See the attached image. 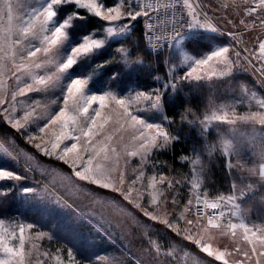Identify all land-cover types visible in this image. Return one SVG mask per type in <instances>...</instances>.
<instances>
[{"label":"rangeland","instance_id":"rangeland-1","mask_svg":"<svg viewBox=\"0 0 264 264\" xmlns=\"http://www.w3.org/2000/svg\"><path fill=\"white\" fill-rule=\"evenodd\" d=\"M50 3L51 0H0V169L22 177L20 181H0V203L10 196L25 212L19 211L7 217L0 215V260L9 259L5 248L19 250L23 243V256L13 258L12 264H18L20 259L23 264H74V260L80 264H223L208 257L203 252V246L208 244L209 237L215 235L218 240L222 235L220 232H228L229 228L220 226L214 229L206 221L197 219L193 214V203L197 195L207 198L233 195L236 197L235 205L239 206L242 178L249 176L253 168L264 164V159L260 157L264 147V125L240 120L235 124L221 121L205 124L203 120L213 112L218 115L228 112L229 119H233L231 110L237 116L264 111L257 103L264 101V84L261 83L264 76L252 71L256 68L252 55H246L218 31L196 28L165 55L155 57L147 47L143 16L131 20L125 15L121 20L110 23L76 4H61L54 8L56 16L48 26L52 30L66 23L70 25L66 29L67 40L60 48V56L55 55L54 48L29 57V52L44 47L41 39L47 33L40 32V21L35 17ZM97 3L105 8L137 11L132 0H112L110 4L97 0ZM9 4L12 8L10 13ZM81 9L98 17L100 28L77 40L71 29L81 20ZM241 13L226 11L225 15L232 19ZM140 20L144 27V45L143 52L137 49L136 53L131 40L133 43L135 38L132 33ZM220 21L232 30L226 19L220 18ZM29 22L35 24V31L40 32L39 39H33L31 35L23 36L22 29ZM122 25H125L123 31L120 30ZM110 27L114 29L111 35L107 31ZM86 37L104 43L80 58L66 73L59 74V84L44 91L17 94L26 83H33L35 77L52 76L55 80L57 62H66L73 48L83 44ZM223 47L229 48V59L238 61L231 72L225 71L224 64L213 62L193 74L202 79H183L192 66V61L186 60V56H191L193 60L204 59ZM237 51L241 53L239 57L235 56ZM104 55L106 57L103 58ZM149 56L152 60L147 62L145 58ZM20 64L26 65L31 74L26 75L25 70L18 67ZM36 64L41 67L36 68ZM81 64L88 68L76 71L75 68ZM148 65L153 68V75ZM115 66L122 68V74L114 70L106 75V70ZM142 66L147 68L151 78L140 85L129 79ZM221 71L225 74L220 75ZM76 79L87 81L85 94L79 101L81 106L87 94L106 95L107 107L97 121L103 127L97 129L90 144L83 136L79 141L63 138L60 147L53 150L57 135L79 134V127L75 130L71 124L64 127L63 122L51 125L43 132L39 130L49 122L50 115L63 107L66 86ZM189 86L202 87L208 94L203 106L187 110L181 122L197 129L206 144L198 149L196 155L182 159L184 163H189V173H165V165L155 162L156 155L167 150L175 139L165 112V101L172 100ZM141 91L153 96L160 94L161 107L149 108L148 102L141 101L129 106L128 111L145 122L160 124L170 136L166 143L162 137H157L158 146L147 149L144 155L145 150L140 147V126L134 125L127 115H122L123 109L112 100V96L127 100ZM72 104L69 98L70 114H73ZM33 107V116L25 122L23 116ZM96 107L92 105L88 116L93 115L92 109ZM16 119H21L24 124L19 130L12 127ZM78 119L83 122L87 117L80 114ZM154 134L155 130L145 132V135ZM229 142L238 147L229 149L226 155L224 147ZM72 143H78L80 148L81 159L75 167L58 159L63 154L62 149ZM86 147L95 150L91 157L92 168L94 172L98 168L104 169L100 180L109 183V188L102 189L98 184L81 180L75 175L76 171H84L87 166L90 156L84 151ZM133 151L137 155H131ZM215 156L219 161L224 159L230 182L224 190L217 189L215 194H211L205 186L210 166L208 162L218 167L220 162L215 159L207 162V158ZM73 158L70 154L66 159L70 163ZM233 185L236 187L233 188ZM112 186L117 191H113ZM29 188L33 192L25 193L24 190ZM124 195L128 198L125 199ZM229 206L234 214L238 213L239 207ZM150 215L158 218L153 220ZM164 220L169 223H163ZM188 220L193 223L189 225ZM21 228L24 229L22 240ZM227 255L230 261L226 260L230 264L240 263L239 251Z\"/></svg>","mask_w":264,"mask_h":264},{"label":"snow or ice","instance_id":"snow-or-ice-1","mask_svg":"<svg viewBox=\"0 0 264 264\" xmlns=\"http://www.w3.org/2000/svg\"><path fill=\"white\" fill-rule=\"evenodd\" d=\"M232 2L236 5L237 8L240 6V0H232ZM243 3L245 5H248L251 3V7H247L246 11L249 16H252L253 13L259 9V15L261 19H264V0H243ZM61 4H76L80 8H86L88 9L91 13L95 14L98 17H101L103 20L107 22H117L121 20L122 17L127 15L131 20H137L141 16H146L148 15L147 12H131L128 10H122L119 7H111V8H105L102 4L97 3V0H51V3L48 5L46 9L43 11L39 12V15L35 17L37 21H40V32L47 33V35H44L43 38L41 39V43L44 45L43 48L37 47L35 50L29 52V57H35L37 53L44 51V52H50L54 48L56 50L55 55L60 56V48L62 45L66 42L67 40V32L66 29L70 26L69 24H64L60 27H56L52 30H49V25L52 23L56 16V12L54 8L58 5ZM184 4L192 8V4L189 3V0H184ZM9 13L12 11L11 5L9 4L8 7ZM193 15V22L188 25L189 28H201L206 31L210 32H217L218 28L216 26H213L212 24L209 23H201L199 19H196L195 13ZM41 17L43 20L41 21ZM255 19V17H254ZM247 27V25H246ZM108 34L111 35L114 31L113 28H108L107 29ZM123 31V29H121ZM40 32L35 31V24L29 22L28 26L22 29V34L24 37H28L31 35L33 39H39L40 38ZM223 34V33H221ZM179 35V33H177ZM102 40H97L93 39L91 37H86L83 44L80 46H77L73 48L71 55L67 58L66 62L60 63V61L57 62L56 68H57V75L55 80H53L52 76H44L41 75L39 77L34 78L33 83H26L25 87H22L19 89V92L17 93L18 95H23L26 91H44L45 88L47 87H55L57 84L60 82V75L62 73H66L68 70H70L80 58L89 55L92 53L94 50L102 47L103 45ZM259 47L264 50V43H261ZM229 48L228 47H223L215 52H213L211 55L206 56L204 59H198V60H193L191 56H186V60H191L192 61V66L191 69L187 72V75L183 79H195V80H200L202 79L201 76L196 75L194 76V73H197L199 69L202 68H207L209 67L213 62H216L217 64H224L225 66V71L231 72L232 71V66L238 61L229 59ZM241 53L239 51L235 52V56L239 57ZM261 64H264V61H261ZM19 68L24 69L26 72V75H30V70L26 67L24 64L18 65ZM36 68L41 67L40 64L35 65ZM247 70V69H245ZM253 72H258L260 76H264V66L261 67H256L252 69ZM213 74H215V70H213ZM225 72L221 71L220 75H224ZM262 84H264V81H261ZM87 85L86 80H81V79H76L72 81L70 84L66 86V91L64 92V97H63V107L60 108L56 114L50 115L49 117V122L40 127V131L43 132L46 130L47 127H51V125L57 124L58 122H63V126L67 127L69 124L73 126V129L75 130L76 127H79V134L78 135H67L64 137H61L57 135L56 137V143L53 144V150L57 149L60 147V140L63 138L74 140V141H79L81 137L87 138V143H91V138L97 134V129L102 128L103 124L98 125L97 121L101 119L103 115V110L107 107L106 103V95H86V101L85 103L81 106L79 101L82 96L85 94V88ZM175 87V85H173ZM111 95V94H108ZM71 98L73 104H72V109H73V114H70L68 111V99ZM14 99V97H13ZM112 100L115 102V104L119 105L123 109L122 115H127V117L133 122L134 125H139L140 126V138H141V145L140 147L145 150L142 155L147 153V149L152 148V147H157L158 145L156 144V138L157 137H162L163 142L166 143L170 136L169 133L165 132L163 128L161 127L160 124H151L148 122H145V120L139 118L137 115H133L131 112L128 111L129 106L139 104L141 101H146L148 102V107L149 108H160L161 104V95L156 94L153 96L152 93H146V92H137L133 98L130 99H117L115 96H112ZM259 108L264 110V101H257ZM92 105H97L96 108H93V115L88 116L89 109L92 107ZM34 107L31 108L29 111L26 112V114L23 116V120L25 122L29 121V118L33 116L34 112ZM231 110V109H230ZM232 111V116L234 117L233 119H229L228 112H224L223 115H218L216 112H213L212 115L210 116H205L203 122L205 124L211 122V121H221V122H227L228 124H235L237 120H240L245 123H259L261 125H264V111H254L247 113L242 116H237L234 110ZM80 114H83L85 117H87L86 120L81 122L78 119V116ZM43 115V114H42ZM81 123L83 126H80ZM12 127L16 128L19 130L20 128L24 127V124L21 123V119H16L14 123H12ZM155 130L154 135H145V132H151ZM34 137H30L32 139ZM39 147V145H37ZM238 146L229 142L225 144L224 151L225 154H228L229 149H235ZM47 152V150H45ZM85 152L89 153L90 158L87 160L86 164L87 166L85 167L84 171H76L75 175L79 177L81 180H86L89 181V183L92 184H98L100 188L102 189H107L110 187L109 183L106 182H101L100 177L104 176V169L103 168H98L93 170L92 168V156L95 153L94 149H89L85 148ZM62 155L58 157V159L62 160L64 163L69 164L70 167H75L77 162L81 159L79 153H80V148L78 143H72L70 146H65L62 149ZM73 155V159L69 163V160L66 159ZM131 155L135 156L137 153L133 151ZM260 157L261 159H264V147L261 148L260 152ZM261 175L264 176V164L261 166ZM88 174H91L88 175ZM22 177L15 175L12 172H9L6 169H0V181H5V180H13V181H20ZM107 179V177H105ZM161 182H163L161 178ZM193 187H196V185H193ZM236 186L233 185V188ZM113 191H117V188L115 186H112ZM25 193H31L33 192V189H25ZM124 198L127 199L128 196L124 195ZM199 200V197H197ZM235 200L236 197L233 195H217L216 198L212 201H209L208 199L203 200V206L206 209H212V210H217L221 208V205L224 204L225 206L228 205H233L235 207H239L238 205H235ZM188 204H191V201H188ZM139 207V205H137ZM145 215H149V213L145 212ZM225 216L224 211H219L218 216H213L209 215L207 219V224L211 228H220V223L219 220L220 218H223ZM150 218L155 220L158 217L155 215H150ZM165 224H168L169 222L167 220L162 221ZM193 223L192 220H188V224L191 225ZM31 227V225H29ZM230 228L235 229L237 226L236 224H230ZM245 239L248 240L249 243L253 244V248L251 249L252 252H257V248L255 245L259 243L261 246H264V235H261L260 237H256V233L253 231L252 232V238H249L247 233L250 231V229L245 227ZM23 232L24 229H20L21 233V240L23 239ZM43 235V233H40ZM196 242V241H194ZM239 251V249H237ZM203 252L207 253L208 257H212L215 255V259L218 261H223V264H228V261L225 259V253L224 252H218L216 254L213 253L211 245L210 244H205L203 246ZM5 253L8 255L9 259L6 260H0V264H12V259L16 257H22L23 256V243L20 245L19 250H14L12 248H5ZM243 255L245 258L249 256V253L247 251L243 252ZM259 256H264V251L259 252ZM18 264H23V260L20 259L18 260ZM74 264H80L78 260H74ZM88 264V262H86ZM242 264V262H241Z\"/></svg>","mask_w":264,"mask_h":264},{"label":"built area","instance_id":"built-area-1","mask_svg":"<svg viewBox=\"0 0 264 264\" xmlns=\"http://www.w3.org/2000/svg\"><path fill=\"white\" fill-rule=\"evenodd\" d=\"M132 3L137 11L148 13V15L143 16L146 22L147 47L155 57L165 55L180 39L190 35L196 29L188 27L193 22L192 14L195 13L196 19H199L201 23L216 26L218 32L223 33L221 36L227 38L246 55L250 53L253 57L252 61L255 62V67L264 66L261 64V61H264V51L253 49L242 40V37L253 32L264 33V19H261L259 9L252 16L247 14L246 9L252 6L251 3L245 5L243 0H240L239 8L232 0H189L192 8L187 7L184 0H132ZM214 11L224 15L226 11H242V13L231 19L235 23V28L232 27L230 30L223 25ZM124 28L125 25H122L120 30H124ZM204 199L212 201L215 197L207 198L202 195L195 197L193 214L197 219L207 222L209 215L218 216L219 211L222 210L225 212V216L220 218V226L229 227L234 222V211L229 205L222 204L221 208L217 210L206 209L202 203Z\"/></svg>","mask_w":264,"mask_h":264},{"label":"trees","instance_id":"trees-1","mask_svg":"<svg viewBox=\"0 0 264 264\" xmlns=\"http://www.w3.org/2000/svg\"><path fill=\"white\" fill-rule=\"evenodd\" d=\"M106 4H110L112 0H103ZM215 15L219 18L226 19L228 23L235 28V23L232 22L231 18L227 15H224L220 12L214 11ZM79 14L82 16L81 20L76 22V25L71 29V34L79 40L80 37L85 36L93 32L94 30L100 28L99 19L94 15L88 14L84 10H79ZM133 43L131 40V44L137 53L138 51L143 52V45H144V27L143 21L140 20L137 22V27L133 30ZM205 36H208L206 34ZM242 40L247 43L251 48L255 50H262L259 45L264 43V33L261 32H253L249 35L242 37ZM130 43V42H129ZM203 47L205 43H203ZM208 46V45H207ZM264 51V50H262ZM145 53V52H144ZM146 55H149L146 51ZM152 55V54H151ZM150 55V56H151ZM146 57L145 59L147 62L151 61L152 59ZM103 58L106 55L102 56ZM101 57V58H102ZM152 64V63H151ZM80 68L87 69V65H79L75 70ZM148 68L152 69L150 72L153 75V68L148 65ZM118 71L121 73L123 70L115 66V68L106 70V75L112 74V72ZM122 74V73H121ZM124 74V72H123ZM126 75V74H125ZM151 78L150 73L147 71L146 67H139L137 73L134 74V77H130L129 80H134V82L143 85L145 82H149ZM206 90L200 89L189 86L185 88L182 93L176 95L172 100L166 99L165 101V112L167 117L170 119L171 125L170 128L175 135V139L173 140L172 144L168 147L167 150L160 152L156 155L155 162L160 163V165H165V173H169L171 171L179 173H189V163L183 162L182 159L185 157H192V155H196L198 153L199 148H203L206 144L205 141L198 135V130L191 127L188 124L182 123L181 120L184 118V114L187 110H193L194 108H198L203 106V101L207 98ZM210 138V136H209ZM208 140V139H207ZM207 152V151H206ZM207 157V156H206ZM209 158V157H208ZM207 158L208 160H218V157H212L211 159ZM224 160V159H223ZM219 161L218 167L216 164H212V162H208L210 164L209 171L207 172V186L210 190L211 194H215L217 189L224 190L226 185H228L229 176L228 171L226 169L225 161ZM219 168V169H218ZM211 182V184H209ZM6 197L3 202L0 203V215L1 216H10L16 215L19 211L21 213H25L23 209H21L20 205L14 201L13 198ZM10 200V201H9ZM9 203L7 204V202ZM6 214V215H5Z\"/></svg>","mask_w":264,"mask_h":264},{"label":"crops","instance_id":"crops-1","mask_svg":"<svg viewBox=\"0 0 264 264\" xmlns=\"http://www.w3.org/2000/svg\"><path fill=\"white\" fill-rule=\"evenodd\" d=\"M240 189L239 210L238 213L234 214L235 219L232 223L236 224L237 227L235 229L227 227L229 231L220 232L222 235L218 237V240H216L215 235L209 237L208 244L211 245L214 254L223 250L225 259L228 261L230 259L226 255H230L239 249L241 255L239 264L241 262L242 264H264V256H259V252L264 251V246L257 243L255 245L257 252H252L251 249L254 245L244 238L246 235L245 227L250 229L247 233L249 238H252L253 231L256 233V237L264 235V176L261 175V167L253 168L249 176L246 175L245 178H242ZM244 251L249 253L247 258L243 255ZM210 258L218 261L215 259V255ZM228 264L230 263L228 262Z\"/></svg>","mask_w":264,"mask_h":264}]
</instances>
